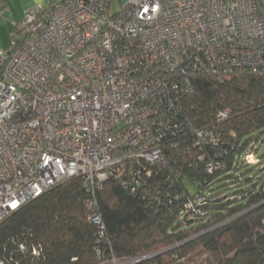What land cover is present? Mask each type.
Returning <instances> with one entry per match:
<instances>
[{"label": "built area", "instance_id": "1", "mask_svg": "<svg viewBox=\"0 0 264 264\" xmlns=\"http://www.w3.org/2000/svg\"><path fill=\"white\" fill-rule=\"evenodd\" d=\"M9 11L0 0V16ZM9 33L0 47V222L71 177L94 196L111 176L128 186L144 164L168 167L166 149L194 129L184 102L196 75L264 74L259 0H58L12 20ZM92 196L88 219L102 237Z\"/></svg>", "mask_w": 264, "mask_h": 264}, {"label": "trees", "instance_id": "2", "mask_svg": "<svg viewBox=\"0 0 264 264\" xmlns=\"http://www.w3.org/2000/svg\"><path fill=\"white\" fill-rule=\"evenodd\" d=\"M259 5L264 12L263 0ZM193 85L184 112L194 129L166 149L168 167L144 164L142 173L134 171L139 182L127 176L132 181L128 186L111 176L94 196L78 176L51 187L0 222V260L264 264V179L254 178L264 149L250 152L259 140L264 144V74H198ZM225 109L231 112L219 121L217 115ZM196 128L212 130L215 142L198 137ZM248 154L258 161L248 162ZM209 161L223 167L210 173ZM216 184L225 185L226 191L209 195ZM91 196L106 226L102 237L88 219Z\"/></svg>", "mask_w": 264, "mask_h": 264}, {"label": "rangeland", "instance_id": "3", "mask_svg": "<svg viewBox=\"0 0 264 264\" xmlns=\"http://www.w3.org/2000/svg\"><path fill=\"white\" fill-rule=\"evenodd\" d=\"M263 8H264V0H263ZM120 10H121V3H119L118 1L117 2H114L113 5H112V8H111V13H116V12H119ZM4 18L8 19L10 17H8L6 15V16H4ZM5 30H6V33H2L0 35V47H3L4 45H7V44L9 45V43H10V33L7 31V29H5ZM8 45L6 47H8ZM6 47H3V48H6ZM260 138H262V140L264 142V134ZM261 143H262V141L260 142V140H259V142L257 143V145L253 146V148L250 150V152L251 153H254V154H258V153L260 154L263 151V149H264V144H262V147H261ZM260 149H261V152H260ZM255 166L256 167L254 169V172H255L254 178H258L259 180L260 179H264V160H261L260 162L256 163ZM243 170H245V168ZM188 186H189V189H190V191L192 193H196L197 192L194 187H192L190 185H188ZM213 189L214 190H212V192H207V193L209 195H211V194H216V193H218L220 191H226V186L224 185V187H223L220 184H216L213 187ZM227 192H230V191H227Z\"/></svg>", "mask_w": 264, "mask_h": 264}, {"label": "crops", "instance_id": "4", "mask_svg": "<svg viewBox=\"0 0 264 264\" xmlns=\"http://www.w3.org/2000/svg\"><path fill=\"white\" fill-rule=\"evenodd\" d=\"M57 1L58 0H7L10 10L7 16L10 18L6 19L3 16H0V35L6 33L5 29H7L8 32L10 31L12 20H21L26 12L37 4L55 3ZM7 45H4L3 47H6Z\"/></svg>", "mask_w": 264, "mask_h": 264}]
</instances>
